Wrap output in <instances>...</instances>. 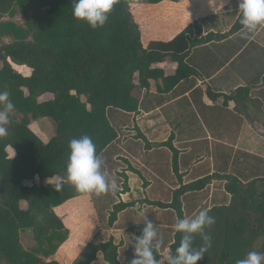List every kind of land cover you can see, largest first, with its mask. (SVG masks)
Returning a JSON list of instances; mask_svg holds the SVG:
<instances>
[{"label":"trees","instance_id":"trees-1","mask_svg":"<svg viewBox=\"0 0 264 264\" xmlns=\"http://www.w3.org/2000/svg\"><path fill=\"white\" fill-rule=\"evenodd\" d=\"M161 1L117 0L105 25L92 29L85 21L74 18L73 0H0V16H13L18 11L30 17L24 25L0 22V35L12 38L0 44V91H8L14 104L6 126L8 135L0 137V264H60L52 257L70 231L55 207L85 194L67 180L69 141L90 136L103 167L120 131L109 119L110 109L137 112L151 82L155 93H168L181 81L197 76V69L186 61L189 51L224 40L243 28L239 13L224 33L203 34L202 26L193 21L170 39H150L143 45L130 6ZM164 61L175 63L173 73L167 74L163 67L154 65ZM13 64L25 66L28 73H21ZM203 92L209 99L223 97L225 105L232 101L234 111L242 114L251 127L258 122L264 128V75L229 93H214L208 84ZM47 93L51 98L39 99ZM44 117L54 124V133L46 142L30 128L31 123ZM234 127L236 136L241 126L235 122ZM134 128L137 137L144 138L139 128ZM171 137L158 146L170 145ZM263 152L264 141L251 138L249 151L236 149L224 159L228 172L204 174L181 184L170 192L169 201H147L153 207L170 208L176 222L210 210L208 214L215 220L205 228L210 244L199 235L193 241L194 248L205 249L197 264H236L249 252L264 253V174L260 173ZM173 159L176 164V156ZM250 160L256 163L249 164ZM53 177L58 181H47ZM221 188L219 194L227 193L222 200L217 194ZM212 190L216 202L211 204L214 197L210 199L208 195ZM134 203H113L106 212L107 225L114 226L117 214ZM94 207L102 222L100 209L104 204L100 207L94 201ZM73 211L68 225L74 232L81 218ZM28 230L32 244L25 247L21 233ZM180 240L181 234L174 230L163 251L155 249L157 264H167L166 258L175 253ZM90 249L75 263L90 264L100 255L106 264H127L128 258L121 259L112 237Z\"/></svg>","mask_w":264,"mask_h":264},{"label":"crops","instance_id":"crops-1","mask_svg":"<svg viewBox=\"0 0 264 264\" xmlns=\"http://www.w3.org/2000/svg\"><path fill=\"white\" fill-rule=\"evenodd\" d=\"M160 4L165 7L159 9ZM131 5L135 7L132 14L140 28L143 45H146L150 39H170L193 21L202 26L203 34L224 33L231 28L240 13L238 0H179L177 2L162 0L156 4L134 3ZM155 7L157 9L152 10ZM154 14L161 16L165 28L154 31L148 24L144 31L142 25ZM242 31H244L243 28L224 40L193 47L186 61L197 69L198 75L181 81L168 93H155L154 84L151 82L150 91L141 99L142 106L137 112L109 110L108 116L111 123L120 130L119 139L116 146L109 151L108 160L101 171L109 182L113 180L116 182L117 188L119 185H124L125 194L132 189L142 191H137L136 194L139 197L135 200L129 198L125 200V194L119 192L117 201L115 200L114 203L119 201L135 203L120 211L117 216H154V212L159 215L173 216L174 213L170 208L153 207L148 204V200H154L149 195L156 196L160 191L168 194L181 184H186L204 174L222 173L227 169H225L226 160L224 159L232 155L236 149L249 151L251 138L264 141L260 132L252 128L242 114L234 111L232 101L225 105L223 97L209 99L203 92L205 84H208L214 93H229L234 88L253 83L264 75V25L258 26L246 37L241 36ZM154 65L163 67L167 74L173 73L175 69V63L168 61ZM44 95L39 99H49L42 98ZM235 122L241 126L236 136ZM36 124L39 127V134L34 132L46 142L49 138L48 128L44 125L41 127L37 122ZM253 124L260 125L258 122ZM134 127L139 128L145 139L137 137ZM169 136H172L171 147L170 145L158 146V143L166 141ZM146 141L149 146L146 145ZM174 156H176V164H173ZM127 157L126 162L129 163L122 166L121 160L123 158L126 160ZM127 172L131 175L128 176ZM124 177H128L127 181H124ZM47 181L56 182L58 178H49ZM212 185L211 183L210 186ZM119 189L122 190L121 187ZM212 189L214 190V187ZM213 190L208 195V198L214 197L211 204L216 202V196L212 195ZM143 191L145 195L141 194L144 193ZM219 191H222V188L217 192L220 200L227 197V193L219 194ZM85 195L87 197H80ZM145 196H148V200ZM83 198H85V206L82 207L85 210L83 215L94 216L96 211L91 193L67 200L71 204L66 207L61 206L63 209L58 210V206L55 207L56 213L68 228H71L68 225L72 217L70 211L79 209V204L74 202ZM144 199L146 201L139 205V200ZM169 199L170 197L166 201ZM89 211L93 212L90 214ZM194 215L195 212L189 216ZM70 237L71 232L68 239ZM25 239L27 242L24 246H30L32 237L29 232H26ZM68 239L52 257L60 264H72L66 258L71 253L70 250H62ZM97 261L95 259L90 264ZM103 264L106 263L103 262Z\"/></svg>","mask_w":264,"mask_h":264},{"label":"clouds","instance_id":"clouds-1","mask_svg":"<svg viewBox=\"0 0 264 264\" xmlns=\"http://www.w3.org/2000/svg\"><path fill=\"white\" fill-rule=\"evenodd\" d=\"M117 0H73V16L83 20L92 29L103 27L108 20V14ZM238 10L241 14L239 23L242 25V37L253 33L258 26L264 25V0H238ZM0 137L8 135L9 114L14 104L9 100L8 91H0ZM69 155L66 163L67 180L80 193L104 194L116 191L117 184L109 182L101 171L103 161L96 153V146L88 135L73 138L68 144ZM60 185H57L59 190ZM209 209L201 210L192 218L178 219L174 225L175 231L181 234L179 245L175 253L169 255L167 264H197L204 255L205 249L197 250L193 247L196 235L210 244V237L205 233L206 226L212 225L215 220L210 216ZM144 227L141 234L132 241L134 258L131 264H157L155 249L160 246L158 233L146 215L143 218ZM155 241V243H154ZM264 253L249 252L236 264H262Z\"/></svg>","mask_w":264,"mask_h":264},{"label":"rangeland","instance_id":"rangeland-1","mask_svg":"<svg viewBox=\"0 0 264 264\" xmlns=\"http://www.w3.org/2000/svg\"><path fill=\"white\" fill-rule=\"evenodd\" d=\"M160 7H158L159 9H161L162 7H165L164 5L160 4ZM131 11L135 9L134 6H130ZM157 9V7L153 8L152 10ZM171 9V8H168ZM30 18L29 16L26 17L23 14H21L20 12L16 11L15 14L13 16L10 15H3L0 16V22L1 21H13L19 25H24V22ZM150 24L151 28L154 29V31H158L161 29H164L165 26L164 24H162V20H161V16L159 14H154L152 16L151 19H148L147 22L145 21V23L142 25L143 30L145 31L146 29V25ZM150 28V27H149ZM12 41V38L10 36L7 35H0V44H4V43H9ZM14 67L19 70L21 73L26 74L28 73V69L25 66H17L15 64H13ZM42 98H51V94H45ZM37 123L40 124L41 127L46 126L48 128V134L49 137L54 133V124L53 122L48 119V118H39L38 120H36ZM36 122H33L30 124V128L37 132L39 134V127L37 126ZM8 125V124H7ZM5 125V127L7 126ZM255 130H258L260 132V134L264 136V128L261 125L255 124L254 126H252ZM45 129V128H42ZM8 153L10 155L13 154V150L11 148H8ZM252 151H256L255 149H251ZM261 155L264 157V152L261 153ZM123 156H125L123 154ZM123 158L121 160L122 166H125L126 164H128V157L126 158V160ZM261 160H264V158H262ZM256 162H253L252 160H250L249 164L254 165ZM259 163V162H258ZM260 168H261V161H260ZM263 171H261L260 173L264 174V164L262 167ZM249 171H246L245 174L246 175H251L250 173H248ZM128 173V172H127ZM253 174V173H252ZM255 174V173H254ZM128 176H130L131 174L128 173ZM128 178V177H127ZM127 178L124 177V181H127ZM243 180H245V178L243 177ZM214 184L216 185L217 182L214 181ZM119 187L122 188L119 189ZM211 188V187H209ZM128 189V188H127ZM126 187H124V185H119L116 191H108L104 194L101 195H96V194H92L93 196V200L96 201V203H98L101 207L102 204H104V207H101L100 211L102 212V222H99L97 215L95 214L94 216H92V212L89 211L88 213H90L91 215L88 216H84L83 214H85L83 211H85L82 207L85 206V198L80 199L76 202H74V204H79V209H75V211H73V213L80 215L78 217L81 218V225L79 227V229H77L76 231L73 232V229L69 228L70 232H71V237L68 239V242L66 245H64V249L62 250H70V254L66 257L69 261V263L74 262L77 259H83L87 253L91 250V246L100 242V241H106L108 240L110 237H112L114 239V242L118 245L119 251H120V256L121 259L124 260L126 258L127 264H131V260L134 258V249L132 246V241L135 239V237L139 236L141 234L142 228L144 227V221L143 218L144 216H117V221L115 222L114 226H108L107 225V216L108 213L110 212V210L112 209V204L114 203V201H117V197H118V193L119 192H123L124 194ZM128 194L124 195L125 200L132 199L135 200L136 198L139 197V195H137V191L138 192H142L140 189L139 190H133L130 191L128 190ZM144 193H141L143 195H145V191H143ZM150 191L148 190V193ZM171 192V191H170ZM161 193V191L159 193L155 195L150 194V198H153L154 200H158V201H166L168 199V197L171 196V193ZM168 195V197H167ZM142 196V195H141ZM80 197H87L85 196H80ZM146 200H148V196H145ZM211 199V198H210ZM69 201V200H68ZM68 201H65L64 203H62L60 206H58V210L60 208L63 209V207H66L67 205H70L71 203H69ZM102 202V203H101ZM68 203V204H66ZM66 204V205H65ZM142 202L139 201V205H141ZM208 204V202H207ZM21 206H24V203H21ZM63 206V207H61ZM108 212V213H106ZM87 214V213H86ZM72 215V214H70ZM150 220H152L154 227L156 228V231L158 233V239L161 241L160 246L157 247L156 249L158 251H163V249L165 248V246L172 240V236H173V232L175 230L174 225L176 223V219L173 218V216H164V215H159V213H155L154 212V216H147ZM26 232L30 233V230L25 231L24 233L22 232L21 235H23L22 239V243L23 245L26 244L27 239H25V234ZM31 234V233H30ZM155 243V241H154ZM61 250V252H63ZM72 250V251H71ZM99 258H101V256H99ZM96 258L98 261L97 263L94 264H103L102 260ZM262 264H264V262H262Z\"/></svg>","mask_w":264,"mask_h":264}]
</instances>
